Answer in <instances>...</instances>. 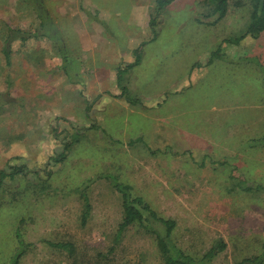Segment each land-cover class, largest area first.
<instances>
[{
  "label": "rangeland",
  "instance_id": "374dc122",
  "mask_svg": "<svg viewBox=\"0 0 264 264\" xmlns=\"http://www.w3.org/2000/svg\"><path fill=\"white\" fill-rule=\"evenodd\" d=\"M21 1L0 0V171L31 172L2 182L0 264H163L139 226L116 237L123 209L107 176L173 219L194 259L217 238L226 247L206 264L260 253L264 192L243 188H264V34L224 42L244 32L249 0H227L216 24L212 0H176L154 39V0ZM7 27L32 34L9 43L8 59ZM137 47L120 79L133 103L115 75Z\"/></svg>",
  "mask_w": 264,
  "mask_h": 264
},
{
  "label": "trees",
  "instance_id": "16d2710c",
  "mask_svg": "<svg viewBox=\"0 0 264 264\" xmlns=\"http://www.w3.org/2000/svg\"><path fill=\"white\" fill-rule=\"evenodd\" d=\"M25 0L21 2L24 3ZM176 0H154V12L150 16L149 20V28L152 33L153 39L155 38L156 31L155 27L157 24V17L160 14V11L172 4ZM251 5V11L249 14V22L243 33L238 35L237 37L226 39L225 43L238 44L243 38L249 36L251 38H258L261 34H264V0H249ZM211 11L209 14L205 15L206 17H214V19L210 22V24H216L220 20H222L227 14V0H212L211 1ZM37 36V33L33 34ZM32 34L24 33L20 29L7 27L6 29V37H5V47L3 48V54L5 58H9L10 55V47L9 43L13 40H19L24 42L31 38ZM220 47L218 50L213 51L210 55L209 62L212 61V57H224L223 54L219 53ZM134 60L131 63L124 64L122 66L117 67L116 69V84L121 88V93L125 98L126 89L123 85L120 84V79H122V74L131 69L133 66H136L141 60V47H137L133 51ZM128 102H133L126 99ZM135 103V102H133ZM87 110L89 108L86 107ZM140 141V138L137 141ZM264 141V137L255 140V143ZM252 141V140H251ZM69 143H65L63 145V150L59 153L55 158H53V163H59L63 161L66 157V152L70 148ZM27 172H31L24 165L10 167V172L6 173L5 171H0V188L2 182L5 177H13L15 175H26ZM231 176L239 179L235 175V169L233 168L231 171ZM230 176V177H231ZM110 181L111 186L114 190L119 194L121 199V206L123 209L122 219L116 230V237H119L128 227L132 225H137L141 228L145 233L152 234L155 241L158 252L162 258L163 264H206L213 260L219 253H221L225 247L226 243L221 239L217 238L213 240L210 247L204 252V254L198 259H194L187 253L181 250L172 239V232L175 228V221L173 219L162 218L157 215V213L150 207L148 203H146L140 196H136L132 193V187L125 182H120L117 180L115 176H107ZM244 191H262L264 192V188L261 186H247L243 188ZM81 196L83 199V210L81 214V221L84 223L89 214H90V201L88 196L84 191H81ZM19 235L17 234V237ZM49 244L57 249L66 250L68 252H72V246L70 243H52ZM21 254H18L14 258V264L19 263V259ZM236 264H264V243L262 244V251L258 254H254L245 258H242Z\"/></svg>",
  "mask_w": 264,
  "mask_h": 264
},
{
  "label": "crops",
  "instance_id": "0c3cea01",
  "mask_svg": "<svg viewBox=\"0 0 264 264\" xmlns=\"http://www.w3.org/2000/svg\"><path fill=\"white\" fill-rule=\"evenodd\" d=\"M247 57H249L248 55H247ZM252 57V55H250V58ZM230 60V59H229ZM231 61H233V60H231ZM204 74H206L207 73V69L203 72Z\"/></svg>",
  "mask_w": 264,
  "mask_h": 264
}]
</instances>
